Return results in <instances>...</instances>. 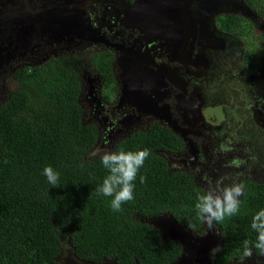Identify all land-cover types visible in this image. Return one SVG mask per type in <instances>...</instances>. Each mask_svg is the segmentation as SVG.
Masks as SVG:
<instances>
[{"label":"trees","instance_id":"16d2710c","mask_svg":"<svg viewBox=\"0 0 264 264\" xmlns=\"http://www.w3.org/2000/svg\"><path fill=\"white\" fill-rule=\"evenodd\" d=\"M242 2L264 18V0ZM249 21L226 15L219 24L245 41L246 65L256 72L258 58L264 63V50L252 40ZM95 64L110 71L106 57ZM104 75L107 83L114 79L111 72ZM14 78L16 87L0 104V264H62L68 247L92 264H175L183 252L181 242L167 240L149 218L167 214L194 231L205 228L194 205L197 192L207 189L193 172L170 169L163 155L185 151L183 138L152 123L115 143L112 151L148 149L150 155L134 181V199L113 211L112 198L96 191L108 170L98 157L89 158L100 134L84 118L78 70L51 57L22 65ZM45 166L59 173V186L47 182ZM243 185L238 214L217 223L223 246L213 256L214 264L244 258L246 240L252 252L260 253L253 246L257 234L251 220L264 208V183L245 180Z\"/></svg>","mask_w":264,"mask_h":264},{"label":"flooded vegetation","instance_id":"af4514ba","mask_svg":"<svg viewBox=\"0 0 264 264\" xmlns=\"http://www.w3.org/2000/svg\"><path fill=\"white\" fill-rule=\"evenodd\" d=\"M45 1L46 12L44 16H39L41 19H53L54 17H50L51 9L60 11V15L65 1ZM146 2L149 8L146 11H150L146 16L148 20L153 16L155 19H160V12H166L153 29L150 28L151 24H146L147 19L140 20V6L145 5ZM159 3L165 6L164 10H156ZM182 3L183 8L190 9L196 17V34L191 43V60L188 63L172 60L176 51L174 47L176 39H180L179 21L175 15L178 11L180 14L179 4ZM203 3L204 0H129L127 4H124L123 0H72L70 2L73 4L69 11L72 15L70 21L77 23L79 29L70 37H58V33L56 36L60 40L58 44L64 45L62 40H66L72 49L79 50L80 47L91 49L85 55H80L81 58L78 59L81 62L85 59L87 62L85 70L81 71L73 63H67L75 67L80 75L83 74L81 77L85 80L83 82L87 88L86 91L89 89L87 97L80 99L85 100L84 118L89 117L90 113L96 116L93 118L95 122L87 121L98 127L100 138L101 136L114 138L118 131L126 126H139L123 134L122 139L135 130L146 129L152 123H158L172 129L185 141V151L176 154L195 149V147L199 148L201 144L205 147L204 142L207 136L212 134L208 132L215 127L213 125L220 123L222 112L220 115L212 116L214 119L203 124L202 131L195 133L192 130L193 126L205 123L202 117L197 116L203 105V98L195 81L200 78L199 81L204 82L206 79L204 80L202 76L210 73L211 63L206 58V52H209L211 57L217 52L210 46L227 36L241 38L220 28L219 19L226 15H237L231 13L233 8L227 0H215L216 5L211 6H204ZM77 12L79 18H77ZM256 15L264 20L260 15ZM41 23H43L42 20L39 24ZM249 23L253 22L249 21ZM59 27H62V23H58L55 30H59ZM142 27L146 30L144 31L145 28ZM246 48L247 45L242 51V57L244 67L249 72L251 69L246 65L248 63L245 58ZM102 56L107 58L109 72L99 69L95 64V60ZM61 58L64 61L68 60L65 57ZM147 59L149 60L147 64L141 63V61L147 62ZM262 59L258 58L257 65L260 66L256 72L251 71V73L264 74ZM173 67L180 70L173 73ZM89 69L92 70L91 73ZM110 72L114 79L107 83L105 78L107 75L104 73ZM262 80L261 84L256 83L254 87L256 90L253 89L255 95L256 92L259 94L264 92V78ZM235 97L238 98L237 95ZM250 100H254L252 96ZM154 117L156 119L151 121L150 118ZM236 119L237 116L227 118L231 122ZM223 120L224 117L221 122ZM128 129H123V133ZM167 153L169 152L165 151L163 155ZM199 161L200 157L196 163L198 164ZM174 162L181 167L188 166L185 160L176 158ZM168 163L170 169H174L169 160ZM244 258L232 260L229 264L243 261ZM253 258H264V254L252 252L250 257H246L249 260Z\"/></svg>","mask_w":264,"mask_h":264},{"label":"rangeland","instance_id":"374dc122","mask_svg":"<svg viewBox=\"0 0 264 264\" xmlns=\"http://www.w3.org/2000/svg\"><path fill=\"white\" fill-rule=\"evenodd\" d=\"M63 1H65V4L60 15V11L56 12L51 9L50 17L54 18L43 20L39 16L45 15V0H0V104L8 98L16 87L14 72L22 65L39 64L43 60L58 56L65 57L68 59L66 62L73 63L81 71L87 68L85 59L82 62L78 59L81 58L80 55H85L91 49L87 47H80L79 50L78 48L76 50L75 48L72 49L66 40H62L64 45L58 44L60 41L58 37H70L74 34V31L79 29L77 23L70 21L72 15L69 11L73 5L70 4L72 0ZM128 1L123 0L124 4H127ZM227 1L233 8L231 13L242 15L250 22H253L251 24L254 29L251 31L250 36L254 41L256 38V44L259 45L260 49L264 50V20L253 13L242 0ZM179 7L180 14L178 11L175 16L178 17L179 21L180 39H176L174 45L176 51L172 60L188 63L191 60V43L196 34V17L190 9L188 10L187 7L183 8V3L179 4ZM164 8L165 6H161L159 3L156 10L162 11ZM147 9H149L147 2L145 5L140 6V20L147 19L146 16L150 13V11H146ZM165 14L166 12L164 11L160 12V19ZM77 18H79L78 12ZM160 19H155L153 16L150 20H146V24H151L150 28L153 29ZM41 20L43 23L39 24ZM58 23H62V27H59V30H55ZM63 24L65 25L63 26ZM142 28L144 29L145 27ZM56 33H58V37ZM245 47L244 40L234 36L224 37V39L222 38L210 46L214 51H217L212 57L209 52H206V58L211 63L210 73L202 76L204 80L206 79L204 82L199 81L200 78L195 81L203 98V105L199 109L197 116L202 117L205 123L193 126L192 130L195 133L202 131L203 124L214 119L212 116L220 115V112H222V118L220 119L222 120L224 117V120L223 122L220 120V123L213 125L215 127L208 132V134H211V132L212 134L207 136L204 142L205 147L201 144V147L189 149L181 154H164L169 160L171 167L173 165L174 169L172 170L180 169L193 172L196 181L205 189L214 187L219 180H223L225 185L233 182L243 184L245 180L264 183V92L260 94L256 92V95L253 93V89L256 90L254 88L256 83L261 84V81H263L264 74H253L251 70L248 72L244 67L242 51ZM208 59L207 62H209ZM148 61L147 59V62L141 61V63L147 64ZM179 70L173 67L172 72ZM88 71L92 72L91 69ZM81 75L83 77V74ZM192 84L194 85V83ZM86 89L83 82L81 94L83 98L87 97L89 89L87 91ZM236 95L238 98L235 97ZM251 96L254 99L252 101L250 100ZM84 102L85 100L82 99L81 103L83 104ZM250 105L252 106L251 108ZM83 106L86 109L84 104ZM231 116H237V119L233 122L231 120L228 121L227 118ZM86 118V121H91L96 116L90 113L89 117L87 116ZM154 119L156 118H150L151 121ZM92 122L95 121L93 120ZM233 125H235V129L232 127ZM137 127L139 126H126L119 130L114 138L101 136L96 147L99 146L111 150L115 142L120 140L123 134ZM123 129H128V131L123 133ZM190 144L192 143L190 142ZM199 157L200 161L197 164L196 160L198 161ZM202 157H204L203 160ZM176 158L185 160V162H188V166L181 167L178 163L175 165L174 159ZM235 161H239V166L234 163ZM220 231L217 223H214L211 230L205 223L203 231L193 232L194 235L200 238L208 236L214 238L215 235H218V238L221 239ZM66 249L63 256L67 254ZM214 255L210 254L212 260ZM245 259L246 257L243 261L235 264H264V258L246 259L244 261Z\"/></svg>","mask_w":264,"mask_h":264},{"label":"clouds","instance_id":"9594fccd","mask_svg":"<svg viewBox=\"0 0 264 264\" xmlns=\"http://www.w3.org/2000/svg\"><path fill=\"white\" fill-rule=\"evenodd\" d=\"M149 155L148 149L112 151L99 146L89 153L90 159L98 157L103 167L108 170V175L96 191L102 196L112 198L110 207L113 211H121L122 204L134 199V181ZM234 163L239 166V161ZM43 175L51 186H59V173L51 166L44 167ZM145 180L146 178L141 175L140 182L144 183ZM243 194L244 185L242 183L233 182L225 185L223 180H219L214 187H210L204 192H197L194 207L200 220L206 223L211 230L214 223L222 222L225 217L238 214L239 197ZM251 228L257 234L253 246L261 254H264V208L253 214ZM249 245V241H244L243 255L245 257L252 255V248ZM219 250L220 246L217 245L210 250V254L214 255Z\"/></svg>","mask_w":264,"mask_h":264},{"label":"water","instance_id":"95a60500","mask_svg":"<svg viewBox=\"0 0 264 264\" xmlns=\"http://www.w3.org/2000/svg\"><path fill=\"white\" fill-rule=\"evenodd\" d=\"M203 5H216L215 0H204ZM108 138V136L106 137ZM149 223L157 227L167 240H178L181 242L183 252L175 264H213L210 250L219 245L223 246V239L218 235L200 238L194 235V230L181 224L171 215H158L149 218ZM221 240V242H220ZM70 248V247H69ZM66 249V255L61 256L60 261L64 264H92L90 261L79 259L72 248ZM64 253V252H63ZM100 264H116L113 260H105ZM138 264V263H136Z\"/></svg>","mask_w":264,"mask_h":264}]
</instances>
